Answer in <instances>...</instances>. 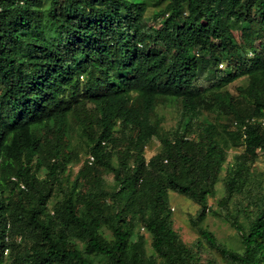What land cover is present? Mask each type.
Here are the masks:
<instances>
[{"label": "trees", "instance_id": "obj_1", "mask_svg": "<svg viewBox=\"0 0 264 264\" xmlns=\"http://www.w3.org/2000/svg\"><path fill=\"white\" fill-rule=\"evenodd\" d=\"M259 153L264 0H0V264H264Z\"/></svg>", "mask_w": 264, "mask_h": 264}, {"label": "rangeland", "instance_id": "obj_2", "mask_svg": "<svg viewBox=\"0 0 264 264\" xmlns=\"http://www.w3.org/2000/svg\"><path fill=\"white\" fill-rule=\"evenodd\" d=\"M157 25V23L155 24ZM221 65H219L220 67ZM159 112L165 115L164 126L170 127L175 123V115L176 112L174 108L170 105L160 106ZM159 142L156 139H153L151 143L147 146L145 150L146 157L152 155L158 149ZM240 149H230L228 151L227 160L224 164V167L232 162L233 155L237 153ZM77 165L73 167L72 171L75 173L77 169ZM255 167L257 173L263 176L264 179V156L259 153V158L255 162ZM224 170L221 172V176H223ZM223 194V185L222 181H219L216 185L215 195L208 199L209 204L215 208L217 199ZM170 209L172 211L173 218V226L180 234L181 238L187 243H192L197 233L195 231L194 226L192 225L191 220L195 219V216L198 212L199 206L191 201L190 199L178 195L177 193H170ZM202 226H207L210 230H212L217 238L228 244L230 246L238 247V237L236 232L232 227L229 226L219 215L212 213L210 210L207 211L205 219L199 223ZM212 255L220 260L217 252H212Z\"/></svg>", "mask_w": 264, "mask_h": 264}, {"label": "built area", "instance_id": "obj_3", "mask_svg": "<svg viewBox=\"0 0 264 264\" xmlns=\"http://www.w3.org/2000/svg\"><path fill=\"white\" fill-rule=\"evenodd\" d=\"M90 159H92V157H90ZM5 252H6V250H5Z\"/></svg>", "mask_w": 264, "mask_h": 264}]
</instances>
